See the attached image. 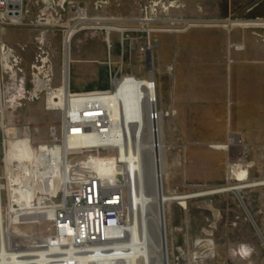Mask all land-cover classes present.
<instances>
[{"label": "rangeland", "instance_id": "rangeland-1", "mask_svg": "<svg viewBox=\"0 0 264 264\" xmlns=\"http://www.w3.org/2000/svg\"><path fill=\"white\" fill-rule=\"evenodd\" d=\"M66 1L72 2L74 8L65 5L64 25H72L73 20L78 22L77 10L80 8L89 19H100L101 25L111 24L133 30L124 35L111 32L109 37L103 30H82L73 40L82 53L90 54L92 58L88 60L89 57L84 56L81 64L87 70H92L84 81L87 85H83L87 92L109 90L112 78L121 79L125 75L146 78L152 69L153 78L157 81L158 110L169 112L164 118L167 148L164 194L199 195L227 186L228 161H240L243 149H246V165L233 168L229 184L250 185L264 180V117L257 119L259 124L255 134H239L233 128L231 130L230 80L227 78L225 60L231 33L222 28L189 27L190 23L217 24L229 20L264 19V0ZM56 8V0H24L22 24L5 27L0 31V41L13 47H25L21 56L26 71L36 52V37L45 30L52 33V29L45 25V20L49 14L59 12ZM39 17L45 20L40 21ZM143 23L156 32L147 34L141 31ZM85 24L97 26L94 20ZM188 30L196 34L188 37L190 44H187L188 48L184 51L187 64L185 73L190 76L183 87V99L175 106L178 109L175 115L171 114V110L176 57L178 64L181 61L175 40ZM235 30L248 33L257 45L264 46V39L257 36L264 35V32L248 28ZM62 37L63 30H56L54 64L57 84L63 72ZM71 48L73 52L75 46ZM145 48H149L147 53L142 52ZM208 50L210 54L207 59L205 53ZM101 54L102 58L99 57ZM159 57L163 58L164 71H158ZM75 68L76 65H72L70 70L72 93L81 84L75 77ZM258 88L264 91V83H258ZM21 104L16 112L17 124L33 130L35 143H49L48 129L59 125L58 117L46 111L43 102L22 100ZM261 105L264 106V97ZM260 113L264 114V110ZM229 127L232 132L228 131ZM229 136L238 138L242 147L231 145L228 151L211 148L213 144L227 143ZM18 146L16 144L12 148ZM100 155L108 157L111 154L101 152ZM126 191L128 222L131 214L129 192ZM240 195L262 237L256 233L238 199L231 192L187 200L186 209L177 205V202L167 203L169 264H264V186H250L241 190ZM48 227L49 224L41 223L15 227L12 231L45 237L48 235Z\"/></svg>", "mask_w": 264, "mask_h": 264}, {"label": "bare ground", "instance_id": "bare-ground-1", "mask_svg": "<svg viewBox=\"0 0 264 264\" xmlns=\"http://www.w3.org/2000/svg\"><path fill=\"white\" fill-rule=\"evenodd\" d=\"M16 1L19 2L21 12V1ZM77 14L79 27L70 24L65 26L67 28L65 52L67 51L66 75L69 76L68 78H70V63L72 61V41L77 33L82 30H103L109 37L111 32H118L122 35L133 32L132 29L111 26V24L101 25L100 19H89L82 9L77 10ZM17 20L21 21L22 17H18ZM92 20L96 21L97 26L85 24ZM147 21L142 20V22ZM251 25H264V21L236 20L232 22V20H229L217 24L190 23L189 27H220L231 31L235 28L246 29ZM141 31L147 34L156 32L149 28L148 24L144 25ZM106 41L108 42V39ZM234 48L235 50H242L243 45H236ZM151 70L150 68L149 75L146 78H137L131 75H125L121 79L112 78L110 89L106 92L79 94L77 101L74 103L76 107H79V110H99L100 113L95 115L108 119L110 124L107 125L108 135H98L96 138L87 141L86 144L105 147L104 152L111 155L108 157L101 156V151L93 153L87 161H81L77 172L81 174L88 169L97 175L102 186L109 188L119 183L127 189L131 214L130 220L126 224L124 240L116 242L115 250H111L106 255H97L93 258L84 257L78 264H166V260L169 264L165 210L167 203L177 202V205L186 209V200L227 192H231L236 196L241 190L250 186H264V181L250 185L233 186L229 184L233 168L246 165L244 160L246 150H244L240 161H236V163L232 160L228 161L226 168L227 186L199 195L176 196L164 194L163 177L166 174L167 150L164 139V118L167 114L169 115V112L163 113L157 110V119L152 121L150 118L151 112L158 109L156 84ZM69 80L65 76V84L59 87V93L65 99L70 92ZM90 106L91 108H89ZM173 113L174 111L171 110V114ZM93 116L94 114L90 115V117ZM6 118H11V115H7L3 111L2 119L6 120ZM10 128L7 130L9 135L15 131L13 126ZM16 144L19 146L15 149L12 148ZM214 148L216 150L226 149L225 146H215ZM49 151L54 159H58L62 153V148L56 146L49 149ZM40 155H42L39 158L41 161L48 159L44 152ZM36 158L34 148L30 145L28 132L24 140L20 142L10 139L5 149L4 166L2 167L0 164V200L1 190L4 188L9 201L21 206L23 198L20 195L19 186L22 183L18 179H26L30 187L34 184V188H36L38 183L35 176L37 177L38 173L33 170L34 159ZM58 169V167H54L53 170H48L45 173L41 172L40 176L41 178H48L47 175H50L49 178L51 179L47 180L48 184L52 187L54 185L58 186L59 181L56 180L59 174ZM3 177L6 180L5 183L1 182ZM28 200L27 205L30 208H36V203L41 205L43 202L42 198H35L34 196L32 199L28 198ZM10 216L8 224L13 223L14 226L12 225L8 233V226L4 224L8 217L2 212L0 206V264H31V261L35 260L32 256L35 255V252H27L26 250L13 252L11 246L7 245L9 239L11 245L13 238L17 240V238L29 236L12 231L13 228L20 227L23 220L17 214ZM50 216L51 214L48 215V217ZM28 218L29 222L36 219L33 213ZM26 226L35 225L28 223ZM18 257L21 259H16ZM27 257L31 259H26ZM73 259L74 247H71V245L60 246L59 256H53V253L48 252V247H41L38 250L36 264H62Z\"/></svg>", "mask_w": 264, "mask_h": 264}, {"label": "built area", "instance_id": "built-area-1", "mask_svg": "<svg viewBox=\"0 0 264 264\" xmlns=\"http://www.w3.org/2000/svg\"><path fill=\"white\" fill-rule=\"evenodd\" d=\"M20 1L22 4L21 12L18 1L0 0V31L5 27L22 24L24 0ZM56 5L58 8L56 10L59 12L54 15L49 14V18L46 20L39 17L40 21H46L45 25L52 29V33L45 30L36 37V52L28 71L23 66L21 56L25 47H13L0 41V164L2 167L4 166L5 149L10 139L20 142L24 140L28 132L37 156L34 159L33 170L38 173V178L35 176L38 183L36 188H34V184L30 187L26 179H18L22 183L19 186L20 195L23 198L21 206L10 202L6 190L4 188L1 190L0 206L2 212L8 217L4 224L8 226L7 232L9 233L12 225L14 226L13 223L8 224L10 215L15 216L16 214L23 220L21 226H26L28 223L30 225L49 224L48 235L45 237L27 235L28 237L17 238L16 240L11 236L13 238L11 245L10 239L7 240V245L11 246L13 252L22 250L35 252V255H32L35 260L31 261V264H36L38 250L41 247H48V252L53 253V256H59L62 245L74 247V259L67 260V263L62 264H78L84 257L93 258L97 255H106L111 250H115L116 242L124 240V232L127 226L126 189L119 183L109 188L102 186L97 175L88 169L81 174L77 172L81 161H87L93 153L104 152L105 147L96 144L89 145L86 142L98 135H108L107 125L110 124L108 119L95 115L100 113L99 110H79V107L74 105L79 94L72 93L70 90L65 99L59 93V87L65 84L67 28L63 24V13L66 12L65 5L71 6V8L74 6L72 2L66 0H56ZM18 17H22V20H17ZM255 20L264 21V19ZM74 22L75 20H73L72 25L79 27L78 22ZM59 29L63 30V72L61 80L57 84L54 41L56 30ZM248 29L264 32V25H251ZM257 36L264 39V35L259 34ZM148 50L149 48H145L142 49V52L147 53ZM171 69L169 70L171 71ZM22 100L31 103L43 102L45 110L58 117L59 125L50 126L48 129L49 143H35L32 135L33 130L17 124L16 112L18 107L22 105ZM157 110L155 109L150 114L152 121L157 119ZM3 111L7 115H11V118L3 120ZM91 114L94 116L90 117ZM11 126L15 128V131L9 135L7 130L11 129ZM56 146L62 148V153L58 159H54L49 151ZM43 152L46 154L45 156H48L45 161L39 159ZM54 167L59 168V174L56 177L59 183L58 186L52 187L47 182L51 179L49 178L50 175H47L48 178H41L40 173L53 170ZM5 181L3 177L1 182L5 183ZM33 196L43 199L41 205L36 203V208H30L27 205L28 198L32 199ZM32 213L36 219L29 222L28 217ZM50 214L51 216L48 217ZM26 259L31 258L27 257Z\"/></svg>", "mask_w": 264, "mask_h": 264}, {"label": "crops", "instance_id": "crops-1", "mask_svg": "<svg viewBox=\"0 0 264 264\" xmlns=\"http://www.w3.org/2000/svg\"><path fill=\"white\" fill-rule=\"evenodd\" d=\"M202 28H211V27H202ZM213 28H220V27H213ZM189 30L179 35L180 37H178V39L175 40L176 45L178 44L179 46V54L181 56L180 57L181 61L179 64L176 57L177 66H175L176 68L174 75V86L172 91V100H173L172 110L174 111L173 114L175 115L178 113L177 112L178 109L175 106L176 104L178 105V102H181V100L183 99V87L185 86V81L186 80L188 81L190 76L188 74L187 77L185 73V67H187V64L185 62L186 54L184 53V51L187 50L188 48L187 44H190V42H188L189 40L188 37L191 36L194 37L196 34L194 35L193 34L194 31H189ZM227 33H231L230 36L231 42H230L229 50L227 48L225 50L226 53L225 60H227L226 62L227 78L229 77L230 80L229 107H230V118H231V130L233 128L235 130L234 132L235 133L238 132L239 134L240 133L255 134L257 133V127L259 124V121L257 119H259V117H264V114L260 113L261 110H264V106L261 105L262 97H264V91H261L262 88L261 89L258 88V83L259 84L264 83V46L257 45L254 39H252V37L246 32H241L239 30L232 29L231 31H227ZM73 43L74 40L72 42V46L74 45L75 49L72 52V48H71L72 61L70 63L71 64L70 70L72 71V65H76L75 77L79 81H81V84L78 85L74 93L77 94L78 93L84 94L83 92L94 93V92H87L86 88H84L83 86V85H87V82L84 81H86V79L90 76L92 70L91 69L87 70L81 65L84 56L85 58H87L88 56L89 57L88 60L92 58L90 54H86L85 52L82 53L79 47H77L76 43L74 44ZM232 44L233 45L241 44L243 45V49L235 50V48L231 46ZM208 53L210 54V51L205 53L207 55V59L209 57ZM99 57L102 58V54L99 55ZM162 62H163V58L159 57L158 71H162V70L164 71L165 65L162 66ZM176 70L178 71L177 73L178 75H176ZM65 76L66 78L69 77L68 75H66V68H65ZM71 76L72 74L70 75L69 84L71 82ZM154 82L156 84V94H157V81L155 80V78H154ZM69 87L72 92L71 84L69 85ZM231 130L229 127L228 131L232 132ZM229 139L227 143L213 144L211 148L216 150L214 148L215 145H220V146L224 145L226 148L225 150L217 149V151H228L231 145L233 146L235 145L236 147H242V144L238 138L234 136H229ZM244 150L246 149H243V151ZM166 173H167V158H166Z\"/></svg>", "mask_w": 264, "mask_h": 264}, {"label": "water", "instance_id": "water-1", "mask_svg": "<svg viewBox=\"0 0 264 264\" xmlns=\"http://www.w3.org/2000/svg\"><path fill=\"white\" fill-rule=\"evenodd\" d=\"M236 196H237V199L239 200L240 205L242 206L243 210L245 211V214L247 215L248 219L250 220V222H251L254 230L259 235V237H262L261 232H260L259 228L257 227L255 221L253 220L250 212L248 211L245 203L243 202V199H242L240 193H237ZM166 264H168V261L167 260H166Z\"/></svg>", "mask_w": 264, "mask_h": 264}]
</instances>
